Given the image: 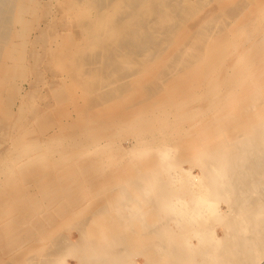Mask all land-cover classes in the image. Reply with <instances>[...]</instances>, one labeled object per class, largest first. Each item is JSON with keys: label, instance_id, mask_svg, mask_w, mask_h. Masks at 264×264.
Returning a JSON list of instances; mask_svg holds the SVG:
<instances>
[{"label": "rangeland", "instance_id": "obj_1", "mask_svg": "<svg viewBox=\"0 0 264 264\" xmlns=\"http://www.w3.org/2000/svg\"><path fill=\"white\" fill-rule=\"evenodd\" d=\"M263 115L264 0H0V264H134Z\"/></svg>", "mask_w": 264, "mask_h": 264}, {"label": "bare ground", "instance_id": "obj_2", "mask_svg": "<svg viewBox=\"0 0 264 264\" xmlns=\"http://www.w3.org/2000/svg\"><path fill=\"white\" fill-rule=\"evenodd\" d=\"M253 128L251 133L230 140L225 152L214 153L212 161L198 173L193 169H180V173H184L181 185L190 198L173 193L178 198L177 211H173L175 216H166L158 221L162 226L155 220L148 223L147 241L135 250L139 253L136 255L134 252V264H264V216H253L264 211V115ZM188 183L197 186L189 187ZM163 193L157 195L161 201L176 198L170 197L168 191ZM214 219H218V224L213 222ZM217 225L222 226L221 233L216 231ZM80 244L78 241L70 242L69 248L60 253L55 263L68 264L71 254L68 250H76ZM120 248L112 258L116 261L114 264L127 262L123 261L126 256L123 257L124 250ZM83 253H72L80 264H86Z\"/></svg>", "mask_w": 264, "mask_h": 264}]
</instances>
